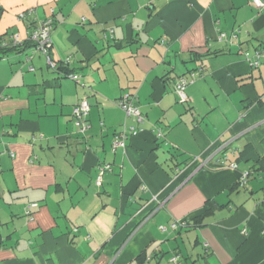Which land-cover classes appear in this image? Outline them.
I'll return each mask as SVG.
<instances>
[{"label":"crops","instance_id":"obj_1","mask_svg":"<svg viewBox=\"0 0 264 264\" xmlns=\"http://www.w3.org/2000/svg\"><path fill=\"white\" fill-rule=\"evenodd\" d=\"M46 18L49 56L0 58V264H264V6L0 0L5 39ZM124 125L139 131L113 148Z\"/></svg>","mask_w":264,"mask_h":264},{"label":"built area","instance_id":"obj_2","mask_svg":"<svg viewBox=\"0 0 264 264\" xmlns=\"http://www.w3.org/2000/svg\"><path fill=\"white\" fill-rule=\"evenodd\" d=\"M252 4L260 8L264 6V0H251ZM34 10L33 9H27L18 14L19 19H25L28 16H32ZM53 28V21L51 18H46L43 20H38L34 22L33 28L28 33L27 39H29L34 45L29 48V54L25 56V60L27 62L31 59V54L33 52H42L45 55L48 54V50L50 49L52 45V41L50 38V33ZM12 41V44L21 43L18 38H10ZM5 43V42H4ZM48 57V56H47ZM258 57V54H257ZM48 61L51 63V61L48 58ZM258 60H254L252 65H257ZM28 69L32 70L33 67L31 65L28 66ZM192 78L188 79L184 76H180L176 78L172 85L174 91L179 95L180 99L182 101H185L187 99L185 88L187 84L193 80L195 73L191 74ZM71 79L78 81V76L76 74H70ZM118 105L120 108L125 112L126 116L133 117V119L140 123L143 120V116L140 112L139 107L135 104V97L131 94H124L121 96V98L118 100ZM89 111V103L85 98L79 99L72 108V116H73V122L74 125L78 128V131L81 133H84L86 129L89 127V124L86 121V116ZM138 129L135 126H123V128L118 131L113 140L112 147L115 148L117 146L125 147V141L129 136H134L138 133ZM111 166L109 163L100 164L97 167V176L95 179V184L100 185L101 184V177L104 171L110 170ZM37 206V203H29L26 206L25 213L29 217L30 211L29 209L31 207ZM185 224V221L182 220H175L171 223V227H177L178 225ZM161 229H164L165 227L160 226ZM176 257H173L172 260H175Z\"/></svg>","mask_w":264,"mask_h":264},{"label":"trees","instance_id":"obj_3","mask_svg":"<svg viewBox=\"0 0 264 264\" xmlns=\"http://www.w3.org/2000/svg\"><path fill=\"white\" fill-rule=\"evenodd\" d=\"M3 37L4 36H0V58L7 57L9 54H13V53H23L25 50L31 48L34 45L29 39H26V40L22 41L21 43L12 44L11 39H9V38L5 39V37L4 38ZM49 50H48V56H49ZM49 60L51 61L50 57H49ZM51 65L54 68H56L57 71L63 73L65 76L68 74V72H67V70H65L64 66H58L57 67L56 65H53L52 63H51ZM180 76H182V75H179V76L176 75L177 78ZM176 77H172V76L169 77L168 75H165L164 80L168 83V82H170V80L172 81ZM257 164H256L257 168H255V169L264 171V158L260 159ZM201 216H202V214L198 215L194 218L196 220L195 224L197 226L200 225V217Z\"/></svg>","mask_w":264,"mask_h":264}]
</instances>
